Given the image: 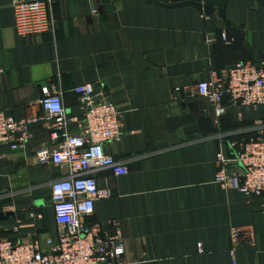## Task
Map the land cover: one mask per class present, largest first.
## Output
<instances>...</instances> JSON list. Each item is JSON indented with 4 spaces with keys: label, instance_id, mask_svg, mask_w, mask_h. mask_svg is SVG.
Returning <instances> with one entry per match:
<instances>
[{
    "label": "crops",
    "instance_id": "crops-1",
    "mask_svg": "<svg viewBox=\"0 0 264 264\" xmlns=\"http://www.w3.org/2000/svg\"><path fill=\"white\" fill-rule=\"evenodd\" d=\"M12 1L0 0V113L44 118L39 100L48 87L67 116H79L74 90L92 84L121 115L123 134L104 152L128 172H93L110 197L95 202L84 224L106 234L119 221L123 264H264V199L215 181L217 156L230 158L232 143L264 129V106L226 98L218 116L195 89L238 62H264V0H51L53 28L24 38L13 29ZM154 1L198 2L212 13ZM48 145L36 125L21 149L0 146V213L12 214L0 220L1 237L37 240L43 252L47 239L58 240L50 185L68 174L37 162ZM249 226L255 247L231 257L230 228Z\"/></svg>",
    "mask_w": 264,
    "mask_h": 264
},
{
    "label": "built area",
    "instance_id": "built-area-1",
    "mask_svg": "<svg viewBox=\"0 0 264 264\" xmlns=\"http://www.w3.org/2000/svg\"><path fill=\"white\" fill-rule=\"evenodd\" d=\"M50 3L51 0H13L15 34L24 38L50 31ZM222 41L226 42L225 36ZM195 89L198 96L214 106L218 116L224 113L226 98L231 105L264 106V62L259 66L238 62L219 75L212 74L210 82L200 83ZM74 94L79 116H67L60 94L48 87L41 88L39 100L44 118L16 120L0 113V146L21 149L30 129L43 125L50 145L36 152L37 162L63 166L68 171L66 177L50 185L57 243L53 245L47 239L50 250L43 252L39 241H10L1 237L0 230V264H123L125 246L119 221H109L110 232L106 234L97 223L84 224L95 202L110 197L108 190L99 188L93 172L103 168H111L116 176L128 172L126 165L104 152L105 145L119 141L123 134L121 115L111 100L95 93L92 84L75 88ZM230 146V158L217 156L216 183L224 189L234 188L247 198L264 199V129L258 137ZM228 166L235 168L231 175L225 172ZM30 216L36 217L33 213ZM13 231L17 232V228ZM229 240L233 257L239 250L255 247L254 229L231 227Z\"/></svg>",
    "mask_w": 264,
    "mask_h": 264
},
{
    "label": "water",
    "instance_id": "water-1",
    "mask_svg": "<svg viewBox=\"0 0 264 264\" xmlns=\"http://www.w3.org/2000/svg\"><path fill=\"white\" fill-rule=\"evenodd\" d=\"M155 4L160 5L165 8H176V7H192L199 12L207 15H210L212 13V9L208 6L201 5L198 2H193V1H186V2H179V3H172V4H162L158 1H154ZM12 214L11 213H0V220H5L8 217H10Z\"/></svg>",
    "mask_w": 264,
    "mask_h": 264
}]
</instances>
